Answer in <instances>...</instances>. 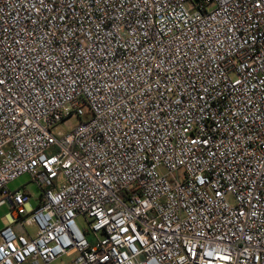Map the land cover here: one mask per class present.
<instances>
[{
  "label": "built area",
  "instance_id": "obj_1",
  "mask_svg": "<svg viewBox=\"0 0 264 264\" xmlns=\"http://www.w3.org/2000/svg\"><path fill=\"white\" fill-rule=\"evenodd\" d=\"M3 206L0 264H264V0H0Z\"/></svg>",
  "mask_w": 264,
  "mask_h": 264
},
{
  "label": "rangeland",
  "instance_id": "obj_2",
  "mask_svg": "<svg viewBox=\"0 0 264 264\" xmlns=\"http://www.w3.org/2000/svg\"><path fill=\"white\" fill-rule=\"evenodd\" d=\"M86 116H88V111L85 109ZM80 123V119L76 117H71L64 122L60 123L57 128L56 132L60 131L62 133H68L72 131L78 124ZM9 188L11 190H17L22 189L23 191H26L30 195V206L35 207L37 204V201L41 195V190L31 181L30 176L24 175L15 181H13ZM9 213V208L7 206L0 207V230L6 226V215ZM79 225L86 229L87 225L84 223L82 219L78 220ZM31 231L34 229L31 228ZM76 252H71L68 255L64 256L63 258L59 259L55 264H70L73 259L76 257Z\"/></svg>",
  "mask_w": 264,
  "mask_h": 264
}]
</instances>
